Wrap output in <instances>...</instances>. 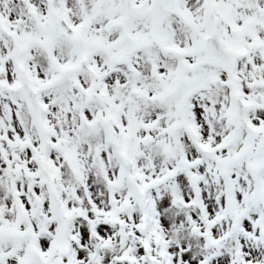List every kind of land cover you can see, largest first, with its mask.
<instances>
[{"label": "snow or ice", "instance_id": "6c2138e0", "mask_svg": "<svg viewBox=\"0 0 264 264\" xmlns=\"http://www.w3.org/2000/svg\"><path fill=\"white\" fill-rule=\"evenodd\" d=\"M0 264H264V0H0Z\"/></svg>", "mask_w": 264, "mask_h": 264}]
</instances>
